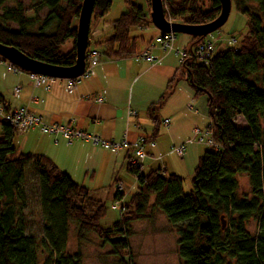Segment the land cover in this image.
<instances>
[{
	"label": "trees",
	"instance_id": "16d2710c",
	"mask_svg": "<svg viewBox=\"0 0 264 264\" xmlns=\"http://www.w3.org/2000/svg\"><path fill=\"white\" fill-rule=\"evenodd\" d=\"M12 2L0 0V9ZM124 2L129 11L112 23L109 38L93 43L102 56L113 61L139 56L142 36H132L131 31L153 28L148 16L130 0ZM81 3L31 0V8L48 9L41 21L26 19L20 7H15L0 15V44L41 63L71 67ZM146 3L149 8V0ZM163 5L166 19L189 26L208 24L220 13L219 0H163ZM231 5L246 19L245 34L236 47L219 49L207 64L195 59L181 63L180 76L167 84V92L157 104H164L181 78L190 84L194 97L207 98L210 123L205 136L211 144L206 142L208 148L193 170L187 194L181 177L166 175L160 168L142 172L126 158L125 171L135 178L137 191L121 207L119 220L102 229L99 224L106 214L105 205L46 156L20 154L13 146L15 129L0 122V264H39L40 250L46 252L43 264H81L79 252L70 255L59 247L58 235L51 234L48 245L26 235L27 169L38 176L47 215L63 226H74L78 241L95 235L110 248L117 264H131L130 225L153 222L156 214L169 225H185L178 231L177 242L182 264H264V0H231ZM110 7V0H95L91 20H101ZM189 39L190 47L199 43L195 37ZM65 45L68 48L62 50ZM157 107L148 110L154 125L151 138L156 137L159 126L153 114ZM239 117L244 127L235 125ZM186 145H182L184 152ZM239 175L247 179L249 198L237 193ZM113 198L120 200L118 194ZM251 221L257 223L255 235L246 230Z\"/></svg>",
	"mask_w": 264,
	"mask_h": 264
},
{
	"label": "crops",
	"instance_id": "0c3cea01",
	"mask_svg": "<svg viewBox=\"0 0 264 264\" xmlns=\"http://www.w3.org/2000/svg\"><path fill=\"white\" fill-rule=\"evenodd\" d=\"M29 14H31L30 17L26 19L41 21L47 17L48 9L37 6L31 8ZM99 21L91 20L90 23L91 32L96 34V41L107 34V31L96 30L95 25ZM139 32L141 34H136L142 36L139 54L144 51H148V53L156 51L158 46L154 45L153 39L158 35V31L149 27ZM184 45L182 49H188L190 39L185 41ZM87 49L96 50L100 53L96 47H87ZM173 50L167 55L174 53V56L177 57L175 52L181 49L176 50L173 43ZM161 53L163 52L161 51ZM100 55L98 64L90 70V77L76 82L72 90L66 89V80H56L50 84L48 90H45L42 86L36 87L27 73L14 74L16 76L13 78L12 98L0 94V104H5L13 110L25 109L41 117L44 124L65 125L107 142L118 143L125 139L129 144H133L140 137H147L149 139H146L144 144L145 159H148L146 167L150 169L152 167L151 161L156 162L163 159L165 162L162 163V169L168 175L174 174L182 178V172L185 173L186 169L190 168L194 160L193 157L196 158L198 163L204 149L201 151L196 143L188 144L190 147L187 148L188 145H186L184 155L180 159L181 163L179 165L173 164L171 157L174 155L169 149L180 147L187 140H190L192 130L195 127L192 122L180 124L178 121L179 116L173 112L163 114L162 117L160 112L169 103V99L175 93L180 82L186 83L191 88L190 84L181 78L175 84L164 104L157 107L160 97L167 92V84L180 76L174 63L162 65V61L167 55L163 53V56L159 57L161 59L159 65H150L136 58L113 61L106 59L101 53ZM156 56L153 55V57ZM0 63L3 62L0 61ZM15 88H19L16 97L14 96ZM188 97L195 104L193 92L188 93ZM202 99L203 101H199L197 104L205 105V112L208 116L207 98L203 97ZM98 100L100 101L98 102ZM151 107H154L153 109L158 108L153 114L159 123L157 135L152 138L154 125L148 116V110ZM129 112L135 113V116L129 117ZM141 112L144 113L145 118L141 116ZM165 120L169 121V125L164 129V125H161V123ZM15 133L20 134V139L16 141V146H14V135L13 146L20 154L46 156L74 183L84 188H86L83 185L84 181L81 180L80 182L79 177L85 179L90 174L91 181H93L98 173L108 172L109 183L113 182V185H116V194L120 198L117 201L121 202L123 200L117 185L122 187L119 182V173L126 163V158L132 157L131 150L123 149L118 153H113L82 140L68 144L61 137L41 133L38 127L26 133L17 131ZM161 135L162 139H159ZM204 136L205 134H203ZM203 137L200 139L202 140ZM148 141H153L154 146L150 147L147 144ZM199 153H201V156ZM92 185L90 190L86 188L89 193L95 191V186Z\"/></svg>",
	"mask_w": 264,
	"mask_h": 264
},
{
	"label": "rangeland",
	"instance_id": "374dc122",
	"mask_svg": "<svg viewBox=\"0 0 264 264\" xmlns=\"http://www.w3.org/2000/svg\"><path fill=\"white\" fill-rule=\"evenodd\" d=\"M132 5L140 9L146 16L149 17V8L147 6L146 0H130ZM31 0H14L12 3H5L0 9V15L4 13H10L15 7H20V9L25 13L26 18L30 17L29 14ZM111 7L108 13L96 24V30L106 32L107 34L103 38H99L96 41V34H93L90 30L89 32V47H95L93 42H102L103 40L109 38L112 33V23L116 21L122 14H126L129 9L124 0H110ZM169 22L171 20L167 19ZM245 17L236 13L233 5H231V10L226 23L216 32L209 35L210 37L220 36L224 40L234 39L238 42L240 38L245 34ZM9 27L12 30L16 29L14 23H9ZM93 26L91 27V29ZM132 36L136 34H141L139 31L132 30ZM189 41L185 35L176 34L174 35V48L176 50L184 48V42ZM68 45H65L62 50H66ZM225 44L219 49H224ZM236 45H234V48ZM96 49H100L97 47ZM180 51V50H179ZM151 56L157 55L158 58L163 56V53L156 48V51L149 52ZM156 56V57H157ZM166 63H174L176 69H180L181 63L179 59L174 56V53L164 57L162 65ZM0 94L2 96H8L12 98L13 93V78L17 75L7 72V65L5 63H0ZM173 96L169 99V103L161 110L160 116L166 113H175L179 116V123H189L192 122L195 128L192 130V135L189 138L192 143H196L201 151H205L208 148L206 144L209 137L204 136L206 133V128L208 127L210 120L205 112V105L197 104L199 101H203V97H194L195 104H193L188 97V93L193 92V90L184 82H180ZM143 118L144 113H140ZM163 120V119H162ZM163 122L161 123V125ZM160 125V127H162ZM235 125L237 127H244L245 123L239 117L236 120ZM164 129L166 126H163ZM162 127V128H163ZM202 142L200 143V138ZM20 139V134L15 133V144L16 141ZM159 139H162V135ZM158 139V140H159ZM199 141V143H198ZM160 143V142H158ZM190 147L189 145L187 148ZM147 150V149H146ZM171 148L169 149V151ZM26 154V153H25ZM201 156V153H199ZM203 154V153H202ZM174 155V154H173ZM193 162L190 168L186 169V172H182V189L185 194L190 191V182L193 177V170L197 164L196 158L193 157ZM171 161L175 165H179L181 160L175 155L171 157ZM165 162L163 159L159 161H151V170L159 167L162 169V163ZM142 172H146L150 169L146 167L148 164V159L142 162ZM188 165V164H187ZM193 166V167H192ZM181 172V171H180ZM168 173H166L167 175ZM84 181V186L90 190L92 184L95 186V191L90 192V196L96 200H99L105 205L106 214L100 222V227L102 229L110 228L114 223L119 220L121 213V207L126 204L130 197L136 193L137 184L135 178L125 171V165L120 170L119 182L121 183V190H118L123 196L121 202L115 201L114 196L116 195V185L113 182L109 183V173L100 172L96 178L91 181L90 174L85 177V179H78ZM120 186V185H117ZM118 189V188H117ZM239 196L250 197V188L247 183V179L244 175L238 176V191ZM25 196H26V206L24 209V214L26 217L25 223V233L27 236L34 238L37 242L44 240L45 243H50L51 234L58 235V245L67 254H74L79 252L81 256V264H117V259L111 255V250L107 245H103L102 242L93 234H88L83 237L81 241H78L76 237L75 227L72 225L63 226L61 222L55 217H49L47 211L42 206V189L38 176L31 169H27L25 174ZM114 206L116 207L114 209ZM185 225H169L165 218L161 214H156L153 222L141 221L130 225V236L127 239L128 252L131 264H182L178 256V231L184 228ZM246 230L251 235H255L257 232V223L251 221L246 226ZM50 250V245L48 246V252ZM44 253L40 250L39 252V264H43ZM127 258H125L126 260Z\"/></svg>",
	"mask_w": 264,
	"mask_h": 264
},
{
	"label": "built area",
	"instance_id": "2783aa9c",
	"mask_svg": "<svg viewBox=\"0 0 264 264\" xmlns=\"http://www.w3.org/2000/svg\"><path fill=\"white\" fill-rule=\"evenodd\" d=\"M171 23V22H170ZM211 35V34H210ZM154 45L158 46V49L161 50L165 55L168 53L173 52V43H174V35L173 34H161L159 33L153 40ZM225 44L224 49H230L233 48L234 45H236V42L234 39H227L224 40L222 37H210L209 35L206 36L200 43L195 45L193 48L190 49H181L180 51H176L175 54L179 59L180 63H184L185 61H189L190 59L198 60L204 64H207L209 61H211L214 54L218 51L219 47H222V45ZM100 53L96 50H86L85 52V69L83 74L76 78V79H70L66 80L65 87L67 90L74 89V86L76 82L81 80H86L90 77V70L94 68L100 59ZM136 59L144 61L150 65H159L161 63V59L158 57L151 56L148 51H144L139 56L136 57ZM7 65V71L12 74H20L22 71L18 69L17 67L5 63ZM29 79L33 82V84L38 87L42 86L45 90H48L50 87V84L56 81V79L35 75L28 73L27 74ZM19 88L14 89V96L16 97L18 94ZM100 100H98L99 102ZM129 117H134L135 113L129 112ZM0 122L8 124L12 126L15 131L19 133H26L29 130H32L36 127H38L41 131V133L48 134L51 136H58L63 138L65 141H67L68 144H71L74 141L82 140L90 142L93 146H98L104 150L111 151L113 153H118L119 151L123 149H129L132 151V157H131V165L136 168H142V162L146 158V154L144 152V144L146 142V139H149L147 137H140L135 143L129 144L125 139L118 143L114 142H107L103 141L97 137L87 135L86 133L81 132L77 129H72L65 125L60 124H44L42 121V118L34 115L30 112H28L25 109H10L5 104H0ZM164 126L169 125V121L165 120L163 122ZM207 134V133H206ZM201 141V140H200ZM191 140H187L185 144H189ZM150 147L154 146L153 141H148ZM207 144H211L209 140H207ZM171 152L177 157L181 158L184 152V147H172ZM121 187H118V190H120ZM116 207L114 206V209Z\"/></svg>",
	"mask_w": 264,
	"mask_h": 264
},
{
	"label": "water",
	"instance_id": "95a60500",
	"mask_svg": "<svg viewBox=\"0 0 264 264\" xmlns=\"http://www.w3.org/2000/svg\"><path fill=\"white\" fill-rule=\"evenodd\" d=\"M95 0H82L77 18L75 37V60L71 67L53 66L30 59L16 49L0 44V58L23 72L45 76L56 80H72L80 77L85 69L90 23ZM220 13L212 22L200 26L170 23L164 16L163 0H149L151 26L161 34H181L195 37L200 43L206 36L218 31L227 21L231 0H219ZM193 48L189 47L188 49ZM224 226V222H222Z\"/></svg>",
	"mask_w": 264,
	"mask_h": 264
}]
</instances>
